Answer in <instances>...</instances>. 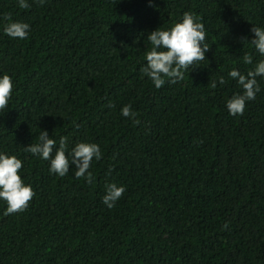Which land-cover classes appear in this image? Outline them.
I'll return each mask as SVG.
<instances>
[{
  "label": "trees",
  "instance_id": "1",
  "mask_svg": "<svg viewBox=\"0 0 264 264\" xmlns=\"http://www.w3.org/2000/svg\"><path fill=\"white\" fill-rule=\"evenodd\" d=\"M27 3L0 0V76L13 83L0 153L22 161L35 196L10 215L0 200V264H264V76L243 115L226 107L243 94L229 72L247 76L264 60L250 42L253 25L264 28V0ZM184 12L204 24L210 50L157 89L141 72L147 37ZM6 14L30 25L27 39L5 34ZM41 130L56 148L66 137V154L99 145L92 183L75 165L59 177L24 151ZM110 183L125 187L113 208L103 203Z\"/></svg>",
  "mask_w": 264,
  "mask_h": 264
},
{
  "label": "clouds",
  "instance_id": "2",
  "mask_svg": "<svg viewBox=\"0 0 264 264\" xmlns=\"http://www.w3.org/2000/svg\"><path fill=\"white\" fill-rule=\"evenodd\" d=\"M37 2L43 5L45 0H37ZM151 2L152 0H149L150 4ZM18 6L22 9L30 7L27 0H18ZM3 19L9 21L4 27L7 36L19 40L27 39L30 31L28 23L12 21L10 14H6ZM251 32L254 33V38L250 41L251 44L261 56H264V28L253 25ZM147 39L152 47L145 53L146 65L141 68V72L152 81L157 89L164 86L165 77L171 83L182 80L185 71L195 63L205 60V54L210 50L209 45L205 43L204 24L191 12H184L182 21L175 23L168 30L158 28L152 31ZM243 62L246 65H251L253 63L252 56L245 54ZM229 76L238 81L243 89V94L237 93L229 98L226 102L227 110L233 116L243 115L246 103L254 100L256 93L260 91L256 77L264 76V60L257 62L254 69L248 71L247 76L242 75L236 69L231 70ZM219 83L221 85L226 83L224 77H219ZM211 87H217L215 81L211 83ZM12 91L13 83L10 75L0 76V110L8 108ZM121 112L125 117L134 118L136 116L130 105L123 106ZM135 122L139 123L138 120ZM24 151L50 161L49 171L59 177L67 175L70 165H75V177L84 178L88 183H92L94 179L89 171L93 159L98 161L102 158V152L96 143L79 142L71 149L70 154H66L67 138L61 137L59 148H56V140L50 138L46 130L40 131L39 143L28 145ZM69 155L71 159H69ZM22 167V161L15 155L0 153V200L7 203L5 215L25 211L35 196L31 185L25 184L18 174ZM124 192V186H118L116 183L107 184L103 203L108 208H113L115 202L122 197ZM226 227L227 224H225Z\"/></svg>",
  "mask_w": 264,
  "mask_h": 264
}]
</instances>
